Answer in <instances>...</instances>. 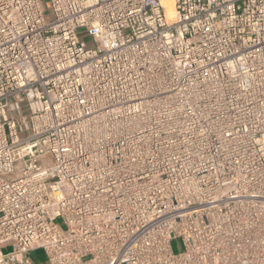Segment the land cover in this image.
Here are the masks:
<instances>
[{
  "label": "built area",
  "instance_id": "2783aa9c",
  "mask_svg": "<svg viewBox=\"0 0 264 264\" xmlns=\"http://www.w3.org/2000/svg\"><path fill=\"white\" fill-rule=\"evenodd\" d=\"M162 1L0 0V264H264V0Z\"/></svg>",
  "mask_w": 264,
  "mask_h": 264
},
{
  "label": "rangeland",
  "instance_id": "374dc122",
  "mask_svg": "<svg viewBox=\"0 0 264 264\" xmlns=\"http://www.w3.org/2000/svg\"><path fill=\"white\" fill-rule=\"evenodd\" d=\"M50 10L47 11L48 15H49V18H52L53 16L51 14H49ZM86 41L89 43V44H92V39L90 37H87L86 38ZM171 245H172V249L178 253L180 251H182L183 249V245H182V240L177 238V239H174L172 242H171ZM12 249V246L9 245V246H4L2 248L3 252H8ZM30 256L32 257V259L34 260L35 264H49L48 262V259H47V256H46V253H45V250L43 248H37L33 251L30 252Z\"/></svg>",
  "mask_w": 264,
  "mask_h": 264
},
{
  "label": "bare ground",
  "instance_id": "6f19581e",
  "mask_svg": "<svg viewBox=\"0 0 264 264\" xmlns=\"http://www.w3.org/2000/svg\"><path fill=\"white\" fill-rule=\"evenodd\" d=\"M162 2L166 7L168 17L172 19L174 16V0H163Z\"/></svg>",
  "mask_w": 264,
  "mask_h": 264
}]
</instances>
